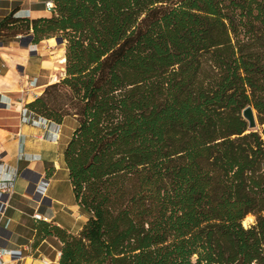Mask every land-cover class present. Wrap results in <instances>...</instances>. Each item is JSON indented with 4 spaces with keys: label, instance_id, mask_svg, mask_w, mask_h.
Returning <instances> with one entry per match:
<instances>
[{
    "label": "trees",
    "instance_id": "obj_1",
    "mask_svg": "<svg viewBox=\"0 0 264 264\" xmlns=\"http://www.w3.org/2000/svg\"><path fill=\"white\" fill-rule=\"evenodd\" d=\"M51 1L0 41H65L64 75L22 110L76 120L62 161L87 219L40 222L57 264H264V0Z\"/></svg>",
    "mask_w": 264,
    "mask_h": 264
},
{
    "label": "crops",
    "instance_id": "obj_2",
    "mask_svg": "<svg viewBox=\"0 0 264 264\" xmlns=\"http://www.w3.org/2000/svg\"><path fill=\"white\" fill-rule=\"evenodd\" d=\"M45 1L0 0V20L12 11L19 18L50 17ZM58 38L33 43L31 34H17L0 41V189L7 188L0 193V264H57L61 243L56 237L38 235L40 222L45 220H35V212L71 233L87 219L75 201L62 161L70 137L60 141L65 120L56 124L41 117L22 118L25 104L53 82L48 79L55 75L48 58L56 52L50 42ZM60 40L64 56L65 41ZM28 76L36 80L31 87ZM11 250L21 254L11 256Z\"/></svg>",
    "mask_w": 264,
    "mask_h": 264
},
{
    "label": "rangeland",
    "instance_id": "obj_3",
    "mask_svg": "<svg viewBox=\"0 0 264 264\" xmlns=\"http://www.w3.org/2000/svg\"><path fill=\"white\" fill-rule=\"evenodd\" d=\"M51 40H53V39H51ZM50 44H52L56 48V52L55 53H51L50 54L51 57L49 56V58H48V60L50 62H52V66L56 67V68H52V66H51V70L53 71L52 73L56 75V76L53 75L56 78V80L52 82V83H54V82H57L58 79L60 78V74L59 73L60 72H64V67L60 68V66L61 65L64 66V64H60V62H59V60L63 56L62 55L63 51L61 50V48H63V45H62L63 41H61L60 37H59L58 39H56L54 41H51ZM50 65L51 64H49V66ZM53 76L49 77L48 79L52 81ZM26 80H27V85L29 87L33 86L34 83L36 82V80L32 76H28ZM34 91H38V89H36V90L34 89ZM255 115H256V113H255ZM75 125H76V122L74 120V117H67L65 119L63 125L61 126V132H60V141L62 143H64L68 139V137H69L72 129L75 127ZM257 127H258V123H257ZM254 219L255 218H254L253 215H248L243 220L242 223H243L244 226H248V225L254 223Z\"/></svg>",
    "mask_w": 264,
    "mask_h": 264
},
{
    "label": "built area",
    "instance_id": "obj_4",
    "mask_svg": "<svg viewBox=\"0 0 264 264\" xmlns=\"http://www.w3.org/2000/svg\"><path fill=\"white\" fill-rule=\"evenodd\" d=\"M44 7H45L46 10L50 11L52 9V7H53L52 1L51 0H46L44 2ZM6 192H7V188L5 186L2 187V189H0V193L1 194L6 193ZM33 218L35 220H45L46 221V218L45 217H42L41 214L40 213H37V212H35L33 214ZM10 253H11V256H16V255H20L21 254V252L19 250H11ZM1 258H2V252H0V262H1ZM44 262L46 264H48L47 261H44Z\"/></svg>",
    "mask_w": 264,
    "mask_h": 264
},
{
    "label": "water",
    "instance_id": "obj_5",
    "mask_svg": "<svg viewBox=\"0 0 264 264\" xmlns=\"http://www.w3.org/2000/svg\"><path fill=\"white\" fill-rule=\"evenodd\" d=\"M242 116L247 121V130H256L257 128V120L255 111L251 106H246L242 110Z\"/></svg>",
    "mask_w": 264,
    "mask_h": 264
},
{
    "label": "bare ground",
    "instance_id": "obj_6",
    "mask_svg": "<svg viewBox=\"0 0 264 264\" xmlns=\"http://www.w3.org/2000/svg\"><path fill=\"white\" fill-rule=\"evenodd\" d=\"M64 61H65V57L62 56L61 59L59 60V62L64 63ZM55 80H56V78H55V76H53L52 81H55Z\"/></svg>",
    "mask_w": 264,
    "mask_h": 264
}]
</instances>
